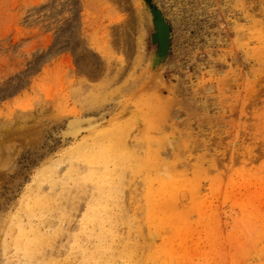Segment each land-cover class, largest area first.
Returning <instances> with one entry per match:
<instances>
[{"label":"rangeland","instance_id":"obj_1","mask_svg":"<svg viewBox=\"0 0 264 264\" xmlns=\"http://www.w3.org/2000/svg\"><path fill=\"white\" fill-rule=\"evenodd\" d=\"M152 3L0 0V264H264V0Z\"/></svg>","mask_w":264,"mask_h":264},{"label":"water","instance_id":"obj_2","mask_svg":"<svg viewBox=\"0 0 264 264\" xmlns=\"http://www.w3.org/2000/svg\"><path fill=\"white\" fill-rule=\"evenodd\" d=\"M151 7V11H152V24L154 29V32L152 33V42L154 44H157V48L159 46V49H157V53L160 57H162V59L165 57L167 50H168V43H169V34H170V26L166 21L165 16L163 15V13L161 12V10H159L156 6L152 5L150 3V0H146ZM163 30V31H162ZM163 32V37L160 38L161 36H159L161 34V32ZM159 37V39L161 40H157V38ZM156 42V43H155ZM167 43V44H166Z\"/></svg>","mask_w":264,"mask_h":264},{"label":"bare ground","instance_id":"obj_3","mask_svg":"<svg viewBox=\"0 0 264 264\" xmlns=\"http://www.w3.org/2000/svg\"><path fill=\"white\" fill-rule=\"evenodd\" d=\"M142 2H143V1H142ZM144 2H145V1H144ZM146 3H147V5H149L148 8H147V9H148V10H147L148 12H146L147 15H148L147 18H148V20H150L151 23H153V22H152V20H153V17H152V16H153V15H152V11H151L150 4H149L147 1H146ZM150 3H151L152 5H154V4L152 3V0H150ZM146 7H147V6H146ZM144 9H145V8H144ZM145 10H146V9H145ZM166 20H167V19H166ZM148 23H149V22H148ZM151 25H152V24H151ZM153 28H154V27H153ZM154 29H155V28H154ZM162 31H163V30H162ZM162 31H160V32H161V34L159 35V36H161L160 38L163 37V35H162L163 32H162ZM168 37H169V36H168ZM157 40H161V39H159V37H158ZM155 43H156V42H155ZM157 43H158V42H157ZM157 43H156V44H157ZM166 44H167V43H166ZM168 45H169V43H168ZM156 50H157V49H156ZM156 50H155V51H156ZM158 56H159V55H158ZM165 56H166V55H165ZM167 56H168V55H167ZM157 58H158V57H157ZM165 58H166V57H165ZM154 60H155V59H154ZM155 61H156V60H155ZM155 61H154V62H155ZM157 61H158V59H157ZM160 62H161V61H160ZM162 62H163V61H162ZM156 63H157V62H156ZM160 64H161V63H160ZM160 64H159V65H160ZM154 65H155V64H154ZM153 67H155V66H153ZM158 68H159V67H158Z\"/></svg>","mask_w":264,"mask_h":264}]
</instances>
